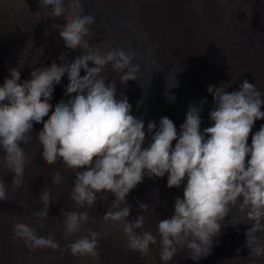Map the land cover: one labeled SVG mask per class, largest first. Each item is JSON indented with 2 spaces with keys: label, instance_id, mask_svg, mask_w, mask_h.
I'll return each mask as SVG.
<instances>
[{
  "label": "clouds",
  "instance_id": "9594fccd",
  "mask_svg": "<svg viewBox=\"0 0 264 264\" xmlns=\"http://www.w3.org/2000/svg\"><path fill=\"white\" fill-rule=\"evenodd\" d=\"M40 3L45 9L51 6L46 17H64L65 24L54 23L52 27L60 29V38L68 49L80 48L81 55L69 61L62 52L58 59L63 63L54 60L50 66L34 68L31 79L22 83L20 68L10 69V77L0 85V168L14 173L13 191L24 186L26 167L31 162L24 146L32 142L34 124H42L35 135L44 161L52 166V184L63 182L62 173L54 167L62 161L65 170L75 176L70 199L76 209L84 210L61 209L63 237L68 241L65 245L55 239V230L47 236L39 235L49 218L50 204L59 202L60 196L46 188L39 197L43 208L32 213L38 218V227L30 226L31 217L18 220L13 225L11 243L23 242L30 253L51 249L61 255L70 253L99 261L100 241L110 232L84 226L90 222V211L98 199L107 201L106 193L110 192L115 199L103 221L113 222L116 228L122 226L128 249L146 260L153 246H158L159 258L165 264L185 249L193 260L211 254L221 222L237 207L245 224L251 222L245 233L249 264L264 259V125L252 134L251 145L248 143L255 122L264 120V92L247 79L232 92L227 89L233 82L209 85L207 91L215 104L209 112L210 126L201 131L205 97L200 106L196 102L189 106L179 131L167 116L161 117L159 124L148 121L145 127L142 117L131 114L133 106L128 97L120 93L118 98L117 81L105 75L111 65L121 84L137 81L140 65L133 63L136 53L90 43L96 35L91 28L96 18L84 14L81 0ZM42 53V48L37 50V59ZM65 76L69 80L65 89L68 99L53 107L50 101L55 86ZM165 95L176 98L174 94ZM149 134L151 140L145 147ZM166 174L167 187L180 188L183 184V195L175 198L173 215L159 220L153 234L144 225L156 206L150 208L140 202L139 208L147 215L129 219L132 205L126 197L145 175L163 178ZM8 200L9 185L0 180V201ZM240 223L238 220L232 225ZM82 231L87 235L72 239Z\"/></svg>",
  "mask_w": 264,
  "mask_h": 264
},
{
  "label": "bare ground",
  "instance_id": "6f19581e",
  "mask_svg": "<svg viewBox=\"0 0 264 264\" xmlns=\"http://www.w3.org/2000/svg\"><path fill=\"white\" fill-rule=\"evenodd\" d=\"M127 1L88 0L86 1L88 7L84 14L93 15L96 18V24L91 26L96 35L90 43L93 45L101 43V46L108 48L118 47L128 52L124 48L126 44L131 46L130 48L136 53L133 63L140 65L137 81L130 80L127 84H121L119 74L111 72L108 67L105 69V75L117 81L118 98L120 93L128 97L133 106L132 115L135 116L140 106L137 94L144 95L142 104L145 109L142 118L146 122L145 127H147V122L153 118L152 115L158 116V124L161 117H169L175 122L178 130L185 120L183 118L179 119V122L174 120L170 110V106H182L183 95L180 96V92L170 85L169 78L165 83L162 77L153 75L149 67L152 64L151 60L147 59L146 63L140 61L139 55L142 49L149 51L150 58L155 64H153L155 71L158 72L160 69L165 76L186 79L185 71L189 69L188 61L190 65L200 69L206 55H210L216 58L226 74L227 81L233 82L231 87L234 91L239 90L240 84L247 79L255 84L258 90L264 92V0ZM94 2L97 3L99 10L89 12L88 9ZM186 2L190 6L195 5L201 11L202 18L199 17L198 24H195L185 13ZM50 12L51 6L45 9L40 0H0V85L10 77L11 68H20L19 82L22 83L25 79H31V72L34 68L50 66L54 60L58 64L63 63L58 59L62 52L67 54L69 61L81 55L80 48L68 49L60 38V29L52 27L54 23L65 24L64 17H46ZM163 28L171 31L170 34L174 41L182 50L178 53L179 55L168 52L164 48ZM46 32L50 34L46 35ZM145 41L150 44L153 52L147 48ZM41 48L43 53L37 59V50ZM90 66L94 65L90 62ZM84 74L82 70L81 75ZM68 83L69 80L65 76L63 82L55 86L53 98L50 101L53 107L62 100L68 99L65 96ZM166 85V90L159 92ZM152 89L156 93L152 94ZM193 89V87L190 88L189 92L197 94L196 89ZM166 93L169 96L174 94L175 100L169 99ZM205 97L207 103L202 105L201 131L212 124L209 112L215 107L213 96L201 94L202 101ZM193 102L196 100L190 95H184L183 108L188 111ZM261 110L264 111V106ZM256 122L264 123V120ZM42 127V124H34L32 142L24 146L31 157V162L26 167L25 184L21 189L13 191L11 183L14 173L0 168V180H4L9 185L10 199L0 201V264H165L159 258L158 246H153L152 254L146 260L139 253L128 249L122 226L116 228L113 227V222L103 221L102 216L109 210L108 206L111 201L115 199L114 194L110 192L106 193L107 201L98 199L96 207L90 211V222L84 226L96 231L110 232L100 241L99 261L88 257H74L70 253L61 255L60 252H53L51 249H37L34 253H30L23 242L11 243L13 225L18 220L31 217L30 226L38 227L36 224L38 218L32 216V213L43 208L44 205L39 197L46 188H50L54 196L57 193L60 196L59 202L54 200L50 204L49 218L45 226L39 229V235L47 236L50 231L55 230V239L61 246L65 245L68 241L63 237L61 209L65 211L84 210L76 209L74 202L70 199L75 176L70 170H65L62 161L54 167L62 173L63 182L59 185L52 184L53 177L50 175L53 171L52 166L44 161L43 149L35 135ZM148 138H151V134L146 138L145 147L148 146ZM183 187L182 184L180 188H168L167 174L163 178H149L145 175L143 182L131 190L126 197L127 202L132 205L129 219L134 220L139 215H147L139 208L140 202L149 205L150 208L155 205V212L149 215L144 228L156 234L158 221L173 215L175 198L183 195ZM223 227L222 223L219 238L226 243L229 236ZM82 235H87V233L82 231L72 239L75 240ZM233 253L235 256L228 258L226 262L218 261L212 251L211 254L199 260H193L185 249L178 252L167 264H228L233 259L239 261L240 264H249L250 250L245 246L235 245ZM42 256L44 257L40 260ZM51 256H55V260L50 259ZM257 264H260L259 260Z\"/></svg>",
  "mask_w": 264,
  "mask_h": 264
},
{
  "label": "rangeland",
  "instance_id": "374dc122",
  "mask_svg": "<svg viewBox=\"0 0 264 264\" xmlns=\"http://www.w3.org/2000/svg\"><path fill=\"white\" fill-rule=\"evenodd\" d=\"M86 1H88V0H81L84 11L88 7V4ZM91 6L92 7H90L88 9V11L90 10L89 12H95L96 9L99 10L96 2L92 3ZM185 9H186L185 13L188 14V16L191 18V20L195 24H198L200 22L199 17L202 18L201 11H199L198 8L194 5L190 6V4L188 2H186ZM170 32L171 31H169V29H165V28L162 29V33L164 34V37H165V42H164L163 46L168 52H174V53L178 54L182 50L180 49L179 46H177L176 41H174V38L172 37V34H170ZM123 41L124 40H122V42ZM145 45L147 46V48L151 52H153L152 49L150 48V44L148 42L145 41ZM130 47L131 46H129V45H126V44L124 45V48L129 53H132L133 50ZM140 52H141L140 53L141 55H139L140 61L146 63V62H148V61H146L147 59L151 60L152 64L149 67L152 70L153 75H155V74L159 75L160 77H162L161 79L165 80V83H166V79L169 78L171 80L170 85L174 86V88L180 92V96L183 95V98L181 101L182 106H170L171 107L170 110L172 112V118L176 121H178L181 118H183L185 120V118H186L187 111L185 110V108H183L184 107V95H186V94L190 95L193 99L196 100V103H197L196 105H200V102L202 101L201 94H206V95L208 94L209 96L212 95L211 93H209L207 91V88L209 85H215L216 87H219L222 83H228V81L226 79V74L223 72L222 68L217 63L216 58L211 57L210 55H206L205 60H204L203 64L201 65L200 69L190 65V63L188 61L187 64H188L189 69H187V71H185V75L187 77H186V79L182 80L181 78H176L173 76H170V77L165 76L163 73H161L160 69H159V71H158L159 73H158L157 71H155V68H154L155 64L152 61V59L150 58L149 51L148 50L143 51V49H142V51H140ZM108 68L111 72H114L111 69V65H109ZM142 68H144V67H142ZM145 69H146V67H145ZM114 73H116V72H114ZM169 79H167V82ZM187 84H189V85H187ZM166 87H167V85L164 87V89L159 90V92L165 91ZM192 87L194 89H196L195 91L197 92V94H194L191 91L189 92V89ZM227 91L232 92V91H234V89H232V87L230 86L227 89ZM153 93H156L154 89H152V94ZM136 97H138L137 99H138V102H140L139 103L140 106L137 109L135 116L136 117H142L144 114L143 113L144 109H145L144 105L142 104V102H144V95L143 94H139V95L137 94ZM150 101H151V99H150ZM152 116H153V118L151 119V121L154 120L158 124V116L157 115L156 116L152 115ZM261 125H264V123L260 122L258 124L257 122H255L253 129H252V133H250V135H249V139H248L249 145H251L252 134H254L256 131H258L259 128L261 127ZM148 139H147L148 141L151 140V138H148ZM175 143H176V141H173V145H175ZM248 158H250V156ZM241 216H242V214L239 212L238 207L232 208L228 217H225V220L222 221V223L224 224L223 228L229 236V240H227L226 243H224L223 240L219 238V235L217 237L213 238L214 243H213L212 253H213V255H215V258L218 261L221 260L222 262L223 261L226 262L230 258H233V256H235L233 253V247L235 245L246 247V235H245V233H246L247 228L251 226L250 225L251 222H247L249 224H245V221H243L241 219ZM238 220H240L241 223L236 225V226H233L232 223H236ZM261 235H264V234H261ZM43 257L44 256H42L40 258V260H42ZM259 262H260V264H264V259H260ZM228 264H240V263H239V261H236L235 259H233V261L230 260V262H228Z\"/></svg>",
  "mask_w": 264,
  "mask_h": 264
}]
</instances>
